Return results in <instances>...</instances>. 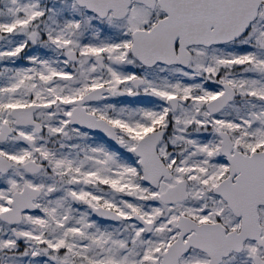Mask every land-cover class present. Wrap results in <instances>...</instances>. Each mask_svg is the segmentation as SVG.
Segmentation results:
<instances>
[{"label":"snow or ice","instance_id":"6c2138e0","mask_svg":"<svg viewBox=\"0 0 264 264\" xmlns=\"http://www.w3.org/2000/svg\"><path fill=\"white\" fill-rule=\"evenodd\" d=\"M0 264H264V0H0Z\"/></svg>","mask_w":264,"mask_h":264}]
</instances>
